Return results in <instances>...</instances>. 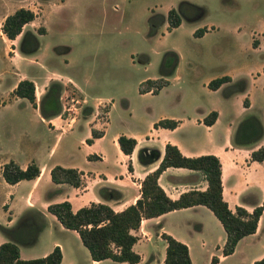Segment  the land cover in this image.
Instances as JSON below:
<instances>
[{
  "label": "rangeland",
  "instance_id": "obj_1",
  "mask_svg": "<svg viewBox=\"0 0 264 264\" xmlns=\"http://www.w3.org/2000/svg\"><path fill=\"white\" fill-rule=\"evenodd\" d=\"M9 1L0 0V7ZM179 1L47 0L42 5L38 0L18 1L21 6L36 11L37 17L32 24L46 28L39 37L38 49L23 54V72L29 64L42 72L43 66H49L70 78L87 95V99L81 101L79 90L67 83L63 85L59 113L64 117L62 104L74 103L73 112L68 116H74L75 121L71 129L64 124L67 131L55 146L53 155L58 157V161L68 151L75 153L76 162L81 161L86 150L83 137L87 132L82 118L88 115L102 126L107 115L105 108H109L106 134L94 148L104 149L109 160L116 153L112 142L114 132L142 134L148 130L150 120L169 117L167 115L193 119L200 106L218 109L220 117L211 128L195 124L189 126L190 139L197 142L222 133L227 126L232 128L246 114L254 113L264 119V61L261 59L264 50V0H190L203 6V16L182 19L171 29H168L166 21H162L157 25L156 33L150 35L148 17L156 12L165 14ZM13 5L7 4L4 12L12 10ZM199 27H205V31L202 35H194L193 31ZM253 39L259 40L256 48L252 46ZM59 45L69 47L68 51L55 53L61 52ZM168 49L178 54L174 71L168 76V84L157 93H139L137 86L141 80L158 76L161 56ZM146 55L148 59L144 62ZM220 74L228 75L231 82L245 80V90L234 91L224 98L223 85L209 89L206 82ZM44 76L58 78V74ZM35 85V101L37 99L38 102L42 89L40 83ZM244 97L250 101L248 108L242 105ZM30 108L21 113L14 107L0 106V110H6V114H0L1 157L24 154L46 159L45 151L53 141L55 130L35 122ZM32 132L35 136L31 135ZM47 215L55 220L50 213ZM59 237L65 256L72 264L77 260L80 264H90L87 250L74 231L67 230ZM261 241L257 245L258 250L264 244V232ZM152 242L153 237L151 240L141 239L135 248L148 256L153 249ZM46 243L47 239L41 234L35 245L24 248L33 249V255H39ZM149 263L155 264V261Z\"/></svg>",
  "mask_w": 264,
  "mask_h": 264
},
{
  "label": "crops",
  "instance_id": "obj_2",
  "mask_svg": "<svg viewBox=\"0 0 264 264\" xmlns=\"http://www.w3.org/2000/svg\"><path fill=\"white\" fill-rule=\"evenodd\" d=\"M18 1L21 0H10L0 7V13L2 15L0 16V24L6 14L21 6ZM38 1H40L42 5L47 0ZM7 4L14 5L12 10L4 12ZM33 11L35 13L33 19L35 20L37 13L35 10ZM33 22L34 21L32 20L25 23L22 26V31H33L34 27L37 28V24H32ZM20 34L21 33L17 34L13 39H8L0 29V40L2 43V52L0 53V106L14 107L16 111L21 113H25V111L31 107L30 110L35 117V122L38 121L45 125L47 129L55 130L53 141L45 151L46 159L44 160L32 157V155L26 156L24 154H16L14 157H1L0 155V224L7 226L13 225L17 220V214H21L31 208L40 210L45 218V226L38 233L37 239L33 243L35 245L42 234L47 239L45 247L39 255H33V249L26 250L24 248V246L30 245L18 244V252L21 258L27 259L35 256H43L57 244L61 250L59 264H72L71 260L65 256L63 243L59 237L62 233H65L70 229L64 228L56 220L54 215L47 211L46 206L51 202L67 200L69 201L72 210L83 205H88L90 202H104L114 210L122 209L127 204L133 203L135 198L139 196L140 181L147 172L152 171L158 165L166 142L175 144L180 152L187 156L214 154L218 157L220 162L221 195L226 201L228 208L232 211L235 206H242L246 210L251 211L255 205L262 201L264 198V158L261 161L251 160L250 152L252 149L264 144V119H261L254 113L252 114L257 116L261 122L263 132L256 141L248 145H235L232 143V134L237 124H234L235 126L232 128L231 126L225 127L222 133L220 132L214 137L209 136L204 142H197L194 139H190V125L195 124L196 126L202 125L205 128H211L219 120L220 112L216 109L217 115L215 120L209 125L204 124L202 122L203 116L208 111L214 110V108L204 105L199 107L197 115L193 119H184L176 115H167L169 116L167 118L177 120V125L173 128L159 126L153 127V122L159 119V117L155 120H150L148 122V130L142 134L126 132L125 135H130L136 140L135 145L129 154L121 152L116 141V137L124 132H114L112 134V142L116 147V153L114 158L109 160L104 149L100 147L94 148V146L106 134L108 108L106 111V119L102 122V126H99L98 122L89 118L88 115L85 118H82L85 119L87 125V132L83 137L84 139L90 136L89 133L91 127L100 129L103 133L101 136L93 138L91 143H86L84 141L86 144V150L83 153L81 161H75L78 158L73 151H68L66 155L60 156L58 161V157H53L55 146L62 138V135L67 131L66 127H72L75 118L73 117L69 119L65 114L64 117H62L61 113L50 118H43L39 114L37 102L36 106H33L27 99L15 96L12 93V90L19 79L27 78L32 80L34 85L36 82L40 83L42 93L48 82L51 79H55L53 78L55 76L45 77L44 75L58 74L57 80L59 79L58 81L63 85L65 83L73 85L81 92V101H85L87 95L78 88L70 78L54 71L49 66H43L44 72H42L39 68L29 64L27 65L26 72H23L22 60L24 59V56L17 49ZM40 35L42 34H38L39 45ZM255 41L256 45H254V47L256 48L260 43L259 40L257 41L255 39ZM59 46L61 47V52L55 53H66L69 49V47L67 49L65 46ZM261 59L264 61V50L262 51ZM221 75L224 74L218 76ZM221 85H223L224 88L227 83H222ZM1 94L4 95L2 96ZM222 96L227 98L230 94L227 96L222 94ZM249 105L250 101L248 100V105L244 107L248 108ZM0 114H6V110H0ZM89 121H91L90 124ZM31 135L35 136V133L32 132ZM88 154H94L93 159H88ZM9 159L17 162L21 168H24L30 161H34L39 167L38 175L30 179H20L14 183L6 182L1 174V167L2 164ZM112 161L114 163H112ZM54 164L75 167L80 172V185L71 186L64 183H53L50 179L49 169ZM127 164H130L131 169L127 168ZM157 183L161 186L166 195L173 199L177 198L181 192L189 189L203 190L207 184L201 172L186 167L174 166L165 167L159 173ZM54 189H56V191L52 195H46L48 191ZM14 208H16L15 210L17 211H14ZM47 213H50L57 222H55L53 218H49ZM263 217L264 210L257 219L255 231L241 237L236 242L233 251L227 255H223L221 252L222 244L225 239V232L222 225L214 214L204 205L196 204L173 209L157 216L143 218L141 219L137 230L134 231L137 240L133 243L132 249L136 251L140 257L139 261L135 262V264L144 259L145 261L143 264H150L149 262L152 260L155 261V264H161L164 257L165 247V242L160 236L162 232L170 234L175 239L187 245L188 254L192 264H196L198 261L199 264H210V258L212 255L218 257L216 264H252L253 260L260 258L264 253L263 243L259 250L257 249L258 243L262 242L261 239L264 232ZM58 234L60 235L58 236ZM152 237L153 249L149 252L151 257H149V254L148 256L144 255L141 251L135 248V245L139 240H151ZM5 240H7V238L0 232V243ZM158 240L161 241L158 243ZM246 245L247 247L245 248ZM203 247L204 250L201 251ZM78 249L81 250L80 248ZM88 257L90 264L128 263L126 261H114L110 258L93 260L89 256V253ZM109 259L111 262H107ZM76 264H80V261L77 260Z\"/></svg>",
  "mask_w": 264,
  "mask_h": 264
},
{
  "label": "trees",
  "instance_id": "obj_3",
  "mask_svg": "<svg viewBox=\"0 0 264 264\" xmlns=\"http://www.w3.org/2000/svg\"><path fill=\"white\" fill-rule=\"evenodd\" d=\"M204 12L203 6L190 0H180L176 7L169 8L165 14L156 12L148 17L149 34H154L157 25L162 21H166L168 29H171L176 27L182 19H197L203 16ZM34 17L35 13L32 9L20 6L6 14L1 21L0 29L6 38L13 39L21 33L17 44V49L21 54H30L36 51L39 47L38 34H43L46 31L42 25L37 26L35 31H22V26L32 21ZM204 31L205 27H199L193 31V34L199 36ZM252 44L256 45L255 39L252 40ZM147 59L146 55L143 61L146 62ZM177 61L178 54L175 50H165L159 62L158 76L141 80L138 83L137 91L139 93H157L159 89L168 84V76L173 73ZM222 83H227L222 90L224 96L234 91H242L246 86L245 80L231 82L230 77L225 74L211 78L206 85L210 89H216ZM62 89L63 84L57 79H51L48 82L37 102L41 117L50 118L59 113V96ZM12 93L17 97L27 99L33 106H36L32 80L19 79ZM242 103L243 106L248 105L246 97ZM106 110L108 108H105ZM216 115L215 110H210L203 116L202 122L209 125L215 120ZM176 125V119L167 117L159 118L153 122V127L173 128ZM262 132L263 127L257 116L246 114L237 123L231 141L235 145H248L256 141ZM102 133V130L91 127L90 136L86 137L84 141L91 143L93 138L101 136ZM116 141L120 151L125 154L132 151L136 142L134 137L125 134H119ZM93 157L94 154L87 155L88 159H93ZM263 158L264 144L251 150V160L261 161ZM168 166L186 167L201 172L207 183L205 189H189L181 192L177 198H170L157 183L159 173ZM127 168L131 169L130 164H127ZM38 173L39 167L34 161H30L24 168H21L17 162L9 159L1 167L2 177L8 183L34 178ZM49 174L53 183H64L71 186H78L81 183L80 172L72 166L54 164L50 167ZM55 191L56 189L50 190L46 195L50 196ZM196 204L207 207L221 223L225 232L221 248L223 255L231 253L241 237L255 231L257 219L264 210L263 198L251 211L242 206H235L232 211L221 195L218 157L214 154L187 156L170 142L164 144L163 154L158 165L141 179L139 196L133 203L127 204L122 209L114 210L104 202H90L88 205L72 210L67 200L51 202L46 206V209L64 228L77 233L91 259L110 258L114 261L135 263L139 261L140 257L132 249V245L137 240L134 231L139 227L141 219ZM44 226L43 213L32 208L21 213L13 225L0 224V232L7 238L0 243V264H59L61 250L58 245H54L43 256L27 259L19 256L18 244H33ZM160 236L165 242L161 264H192L185 243L165 232H162ZM217 260V256L212 255L210 264H216ZM252 264H264V253L260 258L253 260Z\"/></svg>",
  "mask_w": 264,
  "mask_h": 264
},
{
  "label": "built area",
  "instance_id": "obj_4",
  "mask_svg": "<svg viewBox=\"0 0 264 264\" xmlns=\"http://www.w3.org/2000/svg\"><path fill=\"white\" fill-rule=\"evenodd\" d=\"M70 100H72V98H70ZM75 101H77V100L75 99ZM72 105H74V103H68L67 106H64L62 104V110L61 111H62V113L66 114V117H68L69 119L74 117V116H70V117L68 116L71 112H73V111H71L73 108Z\"/></svg>",
  "mask_w": 264,
  "mask_h": 264
},
{
  "label": "water",
  "instance_id": "obj_5",
  "mask_svg": "<svg viewBox=\"0 0 264 264\" xmlns=\"http://www.w3.org/2000/svg\"><path fill=\"white\" fill-rule=\"evenodd\" d=\"M156 156H157V153H156Z\"/></svg>",
  "mask_w": 264,
  "mask_h": 264
}]
</instances>
